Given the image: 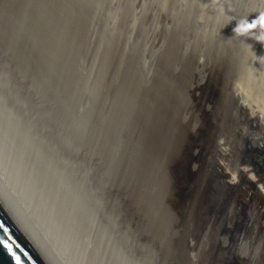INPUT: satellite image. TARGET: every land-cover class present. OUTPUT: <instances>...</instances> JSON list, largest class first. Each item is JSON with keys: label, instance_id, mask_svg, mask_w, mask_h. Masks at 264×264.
Returning a JSON list of instances; mask_svg holds the SVG:
<instances>
[{"label": "rangeland", "instance_id": "rangeland-1", "mask_svg": "<svg viewBox=\"0 0 264 264\" xmlns=\"http://www.w3.org/2000/svg\"><path fill=\"white\" fill-rule=\"evenodd\" d=\"M61 2L0 0V37L22 44L28 55L25 75H37L39 67L46 71H40L43 86L77 83L75 91L56 96L59 103L80 107L82 92L88 91L101 61L95 50L110 36L109 50L115 55L95 80L104 91L97 105L109 91L117 98L120 91L109 85L120 71L137 91L121 92L122 106L114 105L112 117L124 131L103 135L101 146H123L122 159H108L119 165V179L135 198L144 218L139 226L145 230L148 222L159 263L264 264V194L250 193L257 189L252 181L251 190L240 186L244 166L237 164L244 153L238 129L242 126L244 134L257 117L264 121V40L258 39L259 28L245 36L234 31L239 21H251L264 11V0ZM63 26L72 38L59 36ZM56 42L73 54L64 66L68 72H60ZM127 46H133L132 53ZM19 51L10 47L8 56L13 59ZM144 68L150 78L143 76ZM240 101L249 108H240ZM216 167L228 175L229 183L233 173L238 177L220 201L219 184L210 181L218 178ZM25 218L34 225L27 214ZM132 247L128 251L135 255ZM141 251V256L154 259V247L153 256ZM148 259L133 264H147ZM116 261L132 262L121 255Z\"/></svg>", "mask_w": 264, "mask_h": 264}, {"label": "bare ground", "instance_id": "bare-ground-1", "mask_svg": "<svg viewBox=\"0 0 264 264\" xmlns=\"http://www.w3.org/2000/svg\"><path fill=\"white\" fill-rule=\"evenodd\" d=\"M12 42L0 37V197L49 264H118L120 255L133 264L148 259L141 250L153 256V247L149 259L160 264L148 222L145 230L139 226L144 218L118 170L92 151L87 139L78 145L77 122L69 110L58 119L59 102L45 100L40 79L23 72L24 51L8 56ZM239 106L249 108L242 101ZM255 123L264 126L259 117ZM241 172L264 193L253 171L244 166ZM237 182L233 173L230 184Z\"/></svg>", "mask_w": 264, "mask_h": 264}, {"label": "water", "instance_id": "water-1", "mask_svg": "<svg viewBox=\"0 0 264 264\" xmlns=\"http://www.w3.org/2000/svg\"><path fill=\"white\" fill-rule=\"evenodd\" d=\"M57 1L61 2V0H57ZM231 1L234 3L236 0H231ZM76 9L78 11H81V8L79 7ZM60 17L65 18L66 16L64 14H60ZM59 36H61L62 38L65 37L72 38L66 26L61 27V32L59 33ZM240 36H245V34H241ZM109 38L110 36H107L105 42H102L101 48L95 50V52L100 56L101 61L99 62V67L95 70L96 75L93 79V82H91L90 86L87 87L88 91H86L84 88V92H82V96L80 100L83 105H80L79 107V105H76L74 103L63 102V103H59L61 105V109L58 111L60 113L63 111L62 116H65L66 111L69 110L71 116L77 122L75 133L78 136V140H77L78 145L81 146V144L84 141L83 139H87V142L84 141L86 145L92 151L94 150L97 153V155L101 157V159H104V161H106V163L109 166L116 168L118 170L119 178H121V174H120L121 169L119 165H114L109 161V159L110 156L112 155L116 157V160L122 159L124 157L123 146L121 145L115 148L109 143V148L105 149V147L101 146V143H103V141H101V138L103 135L107 133L109 134V137L116 135V133L118 134L123 133L122 125H117V122L114 121V118L112 117L113 115L112 109L114 105L117 107L122 106L123 102L121 101L120 98L121 92L125 91V93L127 94H134L137 91V89L131 79L129 80L124 78L128 74H125L123 71H120L119 73H117L115 79L112 82H110L109 85V87H113L114 89H118V91H120V93L117 95V98L114 96V94L111 91H109L106 93V97H104V100L100 105V107L97 105V100L99 99L101 94L103 95L104 91H101V87L99 86L100 81H95V80L97 79L100 80V78L105 73L106 64L115 55V52L109 50V48L113 46ZM11 40L13 41L11 47L17 46L20 49L18 53L24 51L22 44H20L18 40L12 38ZM128 47L131 49L130 52L132 53L133 46H127V48ZM55 49L59 57V59L56 60V62L60 65V72L61 73L62 71L68 72L69 69H66V67L64 66H66L67 63L71 60V56L73 55L72 52L64 44H61V42L57 43ZM24 54L26 53L24 52ZM31 57H33V54H31ZM104 61L107 62H105L104 64L103 63ZM39 70L42 73L46 74L45 73L46 71H44L40 67ZM40 71H38L39 73H37L35 77L41 80ZM142 74L144 77L149 76V78L151 75V73L145 70V68L143 69ZM49 84L53 86L50 87L43 86L47 89L46 93L43 95V98L45 100H51L50 98L53 97L55 100H57V102H58L57 96L59 94V91L60 92L75 91L74 89H72L73 85H76L74 87L77 88V83L63 84L60 86V88H58L57 85L53 82ZM94 112L99 114H94ZM58 113H57L58 119L62 118V116L59 118ZM101 114H104L103 117L101 116ZM94 115H97V117L94 118ZM106 119L108 120V125L106 123ZM250 123L251 126L244 129L245 130L244 134L243 133L241 134L242 126L238 129L239 137L241 138V142H242L241 145L244 147L243 149L244 153H242L241 158L237 164L241 166H247V169L253 171L254 174L257 175L258 180L262 182L263 181L261 180L262 175L259 174V170L262 168V165L264 164V126L260 123H253V122ZM93 127H96V130L95 129L93 130ZM91 134L94 136H92ZM125 134L130 135L131 133H128V129H126ZM80 137H82V139H79ZM90 137H92L91 143L93 148L90 146ZM130 150L131 149H128V153L130 152ZM214 172L218 174V178L212 177L210 181L212 182L213 185L217 184L218 182L219 184L218 191L220 194L218 196V200L220 201L224 197L226 189L229 188L230 183L226 179L228 175L222 173L220 169L216 167L214 168ZM240 181L243 183L240 186L244 187V189H250L251 186L250 178L246 174H244L241 177ZM139 187L141 190L143 189L141 185H139ZM250 193L252 194V192ZM218 200L216 201L217 204H218ZM221 210L225 211V209L223 210V208ZM0 264H49L48 261L45 259V257L42 255V253L32 243L26 232L17 222V220L15 219V217L13 216V214L11 213V211L9 210V208L7 207V205L5 204V202L1 197H0Z\"/></svg>", "mask_w": 264, "mask_h": 264}, {"label": "clouds", "instance_id": "clouds-1", "mask_svg": "<svg viewBox=\"0 0 264 264\" xmlns=\"http://www.w3.org/2000/svg\"><path fill=\"white\" fill-rule=\"evenodd\" d=\"M258 28L261 30L258 39L264 40V11L258 12V15H256L251 21H249L248 18L239 21L234 28V31L239 34H246Z\"/></svg>", "mask_w": 264, "mask_h": 264}, {"label": "flooded vegetation", "instance_id": "flooded-vegetation-1", "mask_svg": "<svg viewBox=\"0 0 264 264\" xmlns=\"http://www.w3.org/2000/svg\"><path fill=\"white\" fill-rule=\"evenodd\" d=\"M259 174L262 175V177H261L262 179L261 180H263V182H264V164L262 165V168L259 170ZM248 191L249 190H247V193H248ZM252 193H253L254 196L255 195H259V196L261 195L262 196L264 194L263 192H261V191H259L257 189L253 190ZM259 205H261V204L259 203ZM262 206H263V210H264V203L262 204Z\"/></svg>", "mask_w": 264, "mask_h": 264}]
</instances>
